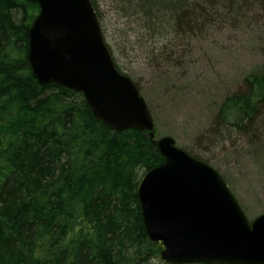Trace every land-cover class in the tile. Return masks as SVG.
Here are the masks:
<instances>
[{"label":"trees","instance_id":"1","mask_svg":"<svg viewBox=\"0 0 264 264\" xmlns=\"http://www.w3.org/2000/svg\"><path fill=\"white\" fill-rule=\"evenodd\" d=\"M107 1L130 7L122 13L153 44L173 32L192 35L204 15L200 0ZM91 3L106 36L103 12ZM37 12L34 0H0V264L161 263L137 188L165 158L148 132L113 130L82 94L34 79L28 52ZM263 118L264 72L251 73L219 109L216 146L253 133Z\"/></svg>","mask_w":264,"mask_h":264},{"label":"water","instance_id":"2","mask_svg":"<svg viewBox=\"0 0 264 264\" xmlns=\"http://www.w3.org/2000/svg\"><path fill=\"white\" fill-rule=\"evenodd\" d=\"M39 14L29 31L28 62L42 85L84 95L95 117L116 130L155 123L135 83L112 58L90 0H34ZM165 163L138 185L145 232L166 264H264V214L250 222L220 173L156 140Z\"/></svg>","mask_w":264,"mask_h":264},{"label":"rangeland","instance_id":"3","mask_svg":"<svg viewBox=\"0 0 264 264\" xmlns=\"http://www.w3.org/2000/svg\"><path fill=\"white\" fill-rule=\"evenodd\" d=\"M202 1L205 13L192 35L173 32L156 44L136 31L135 19L116 2L96 0V6L103 12L107 45L154 120L153 140L171 137L215 168L253 221L264 214V118L253 133L219 147L213 134L224 99L245 88L247 75L264 72V0H205L206 6Z\"/></svg>","mask_w":264,"mask_h":264},{"label":"bare ground","instance_id":"4","mask_svg":"<svg viewBox=\"0 0 264 264\" xmlns=\"http://www.w3.org/2000/svg\"><path fill=\"white\" fill-rule=\"evenodd\" d=\"M215 0H211V3H215L214 2ZM205 6L207 5V2H205V3H203ZM130 9V7H125L124 9H123V11L125 10L126 12L128 11ZM197 9V8H196ZM200 10V8L198 7V10H194L195 12H198ZM203 11H204V13H205V10L203 9ZM200 15V13L198 14V16ZM133 45V42L132 41H129L128 42V44H127V49H126V51L129 49V52H131L132 50H130V48L131 47H133L132 46ZM143 172H144V169L142 168L141 170H139V172H138V174H137V172H136V174H135V178H136V183H137V181L139 180V176L140 177H142V174H143ZM44 199V198H43ZM42 199V200H43ZM72 211L75 213V214H79L80 213V209H78L79 208V205L78 204H76V203H74V204H72Z\"/></svg>","mask_w":264,"mask_h":264}]
</instances>
